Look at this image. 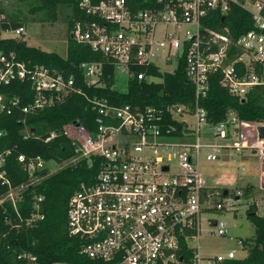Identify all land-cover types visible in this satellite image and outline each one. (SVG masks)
<instances>
[{"label":"built area","instance_id":"1","mask_svg":"<svg viewBox=\"0 0 264 264\" xmlns=\"http://www.w3.org/2000/svg\"><path fill=\"white\" fill-rule=\"evenodd\" d=\"M79 7L82 17L75 21L71 37L101 55L100 60L80 63L89 85H103L110 69L115 83L118 72L126 74L128 82L133 76L151 81L152 68L164 73L163 67L174 64L168 70L173 72L183 62L195 86L196 104L193 109L140 107L94 97L92 108L99 115L94 129L75 121L63 127L77 157L59 163L20 154L18 161L29 179L16 186L5 167L11 152L1 147L5 132L0 129V182L8 186L0 204L11 201L16 206L23 192L43 177L92 158L99 164L96 179L80 185L68 208L69 230L81 238L83 255L104 264H223L237 258L234 251L212 257L199 252L202 216L211 198L199 163L202 157L219 159L224 149L234 154L252 149L261 157L264 181V139L258 131L264 124L241 120L235 112L212 123L199 100L208 95L213 75H220L221 84L240 98L264 86V0H81ZM233 7L245 10L253 25L236 39L216 20ZM8 31L18 38L27 28H0V38H10L2 36ZM16 81H29L35 89L29 104L22 106L19 97L7 99L3 93L2 86ZM75 83L73 77L26 62L14 51L0 50V112L11 114L19 108L34 113L76 91ZM205 126L227 143L204 141ZM174 160L177 171H171ZM51 162L58 169L51 168ZM33 206L38 209V201ZM223 208L221 202L216 204V209ZM209 222L217 234H227L224 220ZM237 243L243 245V240Z\"/></svg>","mask_w":264,"mask_h":264},{"label":"trees","instance_id":"2","mask_svg":"<svg viewBox=\"0 0 264 264\" xmlns=\"http://www.w3.org/2000/svg\"><path fill=\"white\" fill-rule=\"evenodd\" d=\"M28 1L32 13H44L45 19L51 21L58 19L61 9L66 8L69 11V31L75 21L82 17L79 7L81 0ZM21 19V15L6 11L0 1V28L9 30L25 26ZM216 20L222 23L221 27H228L234 39L253 27L250 15L238 7H233L225 16L218 15ZM0 50L6 53L14 51L26 62L48 66L66 78L73 77L77 88L63 100L34 113L25 114L19 108H14L11 114L0 112V129L5 132L1 147L11 152L5 167L14 186L29 179L27 171L18 161L20 154L59 163L70 162L77 157L76 147L63 127L75 121L87 129H94L99 117L97 110L92 108L94 97L105 98L115 105L140 107L188 105L193 109L196 104L195 86L188 81L183 62L173 72L162 73L152 68L151 73L160 77L159 81L139 80L133 76L128 82V90L121 92L114 86L115 77L111 69L105 70L107 75L103 85L87 83L80 63L100 60L101 55L93 52L88 45L76 42L71 36L66 56L32 46L23 36L0 38ZM1 89L7 99L19 97L22 106L29 104L36 93L29 81H16ZM199 104L208 111L212 123L224 120L229 112H235L241 120L264 124V86L240 98L221 84L220 75H213L208 95L201 98ZM168 120L171 121V118ZM27 132L31 133L25 137ZM52 133L56 135L52 137ZM98 172L97 162L94 163L92 158H81L25 190L16 206L11 201L0 204V264H104L81 253L83 242L70 233L68 223L71 196L82 183H93ZM251 189L247 187L246 193ZM7 191L8 186L0 182V196ZM35 201H38V209L33 206ZM256 211V204H253L249 209V218L255 225V235L250 240H243V246L249 247L248 254L226 260L223 264H264V216Z\"/></svg>","mask_w":264,"mask_h":264},{"label":"rangeland","instance_id":"3","mask_svg":"<svg viewBox=\"0 0 264 264\" xmlns=\"http://www.w3.org/2000/svg\"><path fill=\"white\" fill-rule=\"evenodd\" d=\"M6 11L21 15V21L27 28L23 35L28 44L40 47L46 51H55L66 56L68 39L71 31L68 28V14L66 8H62L60 16L56 20H46L44 13H32L28 0H0ZM6 14V12H5ZM3 37H13L11 31L2 33ZM175 65H167L164 70L173 69ZM151 81H159L160 77H149ZM115 88L121 92L128 90V76L117 73ZM189 121L193 118L189 117ZM203 137L206 142L226 144V139L215 137L211 133V127L205 126ZM253 132V129H252ZM49 166L58 169L56 163L51 162ZM177 162L174 160L171 171H177ZM203 184L209 188L211 198L209 209L202 216L201 236L199 252L203 257L215 255H227L234 251L237 258L248 254V246L237 243V240H250L255 235V225L249 218V209L256 204V212L264 216V188L261 187V157L253 153L252 149L244 148L237 154L232 149H224L222 155L216 160H206L202 157L199 163ZM251 187L249 193L246 188ZM228 194H224V190ZM221 202L224 208L216 209V204ZM208 205V203H207ZM212 220H224L227 224L226 235H219L209 222Z\"/></svg>","mask_w":264,"mask_h":264},{"label":"water","instance_id":"4","mask_svg":"<svg viewBox=\"0 0 264 264\" xmlns=\"http://www.w3.org/2000/svg\"><path fill=\"white\" fill-rule=\"evenodd\" d=\"M258 131H259V137L261 139H264V125H260ZM254 153H256V151H254ZM165 169H167V167H165ZM224 194L225 195L228 194V190L227 189H225Z\"/></svg>","mask_w":264,"mask_h":264},{"label":"crops","instance_id":"5","mask_svg":"<svg viewBox=\"0 0 264 264\" xmlns=\"http://www.w3.org/2000/svg\"><path fill=\"white\" fill-rule=\"evenodd\" d=\"M261 187L264 188V181H263L262 173H261Z\"/></svg>","mask_w":264,"mask_h":264}]
</instances>
